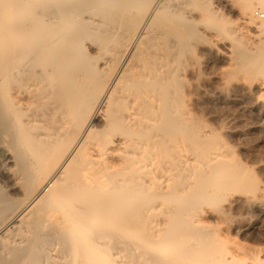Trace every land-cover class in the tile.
<instances>
[{"label":"bare ground","instance_id":"obj_1","mask_svg":"<svg viewBox=\"0 0 264 264\" xmlns=\"http://www.w3.org/2000/svg\"><path fill=\"white\" fill-rule=\"evenodd\" d=\"M223 3L0 0V264H264L207 221L264 216L204 76L264 118V0Z\"/></svg>","mask_w":264,"mask_h":264},{"label":"rangeland","instance_id":"obj_2","mask_svg":"<svg viewBox=\"0 0 264 264\" xmlns=\"http://www.w3.org/2000/svg\"><path fill=\"white\" fill-rule=\"evenodd\" d=\"M212 1L218 2L219 0H212ZM223 1H224V3H223L224 6H222V9H223L222 11L225 15V18H226L225 20L227 21V23H229V24H227V26L229 25L227 28L229 29V32H231L237 28V27H235V25L237 24L238 21L237 22H235V21L239 20L238 15L240 14L239 12L241 10V9L239 10L240 3H242L244 0H231L232 2L235 1L234 3H232L233 5H229L226 2V0H223ZM253 9L254 10H252V12H253V17H254L255 23L260 24L264 19L263 20L258 19L254 15V11L256 9H259V8L254 7ZM260 9H262V8H260ZM240 23L237 26L240 25L239 27L242 26L241 28H243L244 27L243 24H240ZM232 25H234V26H232ZM232 27H235V29H233ZM210 38L212 39V42L214 43L215 37H214V39H213V37H210ZM215 55L216 54L213 53L209 57L210 58V60H209L210 65H207L204 68V73L206 74L204 76H206L209 79L207 80L206 77H204V78H205V80H207L208 84L210 82V84H209V88L211 87L210 89L214 88V85H215V87L220 86L221 89L219 88V90L223 92L226 99L223 96L221 98L223 101L221 99H219L220 101L218 100L217 104H213V103L210 104L211 111H214L215 110L214 108H216V110L218 108L217 114H216V112H215L216 110H215L214 111L215 113H213V115L210 117V119H211V122L213 121L212 123L215 127H216L217 122H218L217 120H219L220 124H221V121H223V123H227L224 125L230 126V127H232V125H233L232 128L237 130L233 134L229 133L230 136L229 135H227V136L224 135V136H225V138L227 137V140L230 143L232 142L231 143L232 146H235L234 147L235 151L241 157L242 163L248 167L247 170L249 171L250 169H252V170H254V172L256 171L255 173L253 172V174L254 175L256 174L257 177L256 176L255 177L259 181L258 185L261 189L258 187V190L255 191V193L259 196L260 199L262 198L261 201L263 200L262 202H264V168H263L264 167L263 166L264 165V118L254 108L255 100H256V97L258 95L257 94L254 95L252 93H246L243 88L235 86L233 83L226 82L225 78H223V76L226 77L225 76L226 74L224 75L223 73H224V69L227 67L228 64L226 62L222 61L221 58H218L217 55H216L217 57ZM207 74L209 76H207ZM240 77L241 76H239L238 79ZM241 79H242V77H241ZM232 82H234V81H232ZM227 95H228V97H227ZM215 117H217V118H215ZM220 118H221V120H220ZM260 120H261V122H260ZM224 121H226V122H224ZM219 126H221V125H219ZM219 126L217 125V127H219ZM223 132H225V131H223ZM237 138H238V140H237ZM240 142L242 143V145L245 146L244 148L241 147L242 145ZM238 143H239V147H238ZM246 145H247V148H246ZM259 160L260 161L262 160V162H260ZM245 163H247V164H245ZM246 173H247L246 174V176H247L248 172H246ZM253 174H252V176L251 175L250 176L254 177ZM250 176H249V179H250ZM256 185H257V182H256ZM256 187H255V189H256ZM262 189H263V191H262ZM260 191H262V192H260ZM247 192L248 191H246V193H243V195H246L247 197L251 198V195L247 194ZM250 193H252V192H250ZM233 194L234 193H231L228 195V197H230V198H231V196H233L230 200H233L237 196L236 194L235 195H233ZM240 194L241 193H239V195ZM243 195H241V196L243 197ZM246 196L243 197V200H244V198H245V200L249 199ZM251 200H248L249 201L248 203L246 201H244V202L249 204V205H252V203L250 202ZM243 204L244 203L241 204L243 207L240 205H239L240 207L239 206L232 207V209L229 211L230 213H228L229 215L226 214V217L224 216V217L218 219L216 217L211 216L207 219V221H209L211 218L212 221L210 220V222H208V223H210L214 226L215 233L218 235L220 234L221 236L226 237L231 241L232 244L228 245V247L231 249L242 247L244 250H246V252L250 251V247H253L256 250H257V248H263L264 249V216H261V215L254 213L253 209H252V211H250L249 207H251V206L247 207L246 204H244V205ZM244 206H246V208H244ZM209 208H211V207H209ZM213 210H215V209L212 208L211 211H213ZM251 212H252V214H251ZM254 214L257 216H255ZM214 218H215V220H214ZM223 218H225V219H223Z\"/></svg>","mask_w":264,"mask_h":264},{"label":"built area","instance_id":"obj_3","mask_svg":"<svg viewBox=\"0 0 264 264\" xmlns=\"http://www.w3.org/2000/svg\"><path fill=\"white\" fill-rule=\"evenodd\" d=\"M254 15L259 19H264V9H256Z\"/></svg>","mask_w":264,"mask_h":264}]
</instances>
